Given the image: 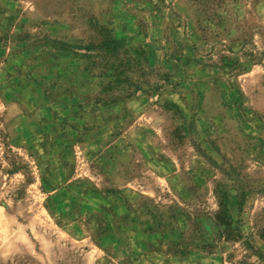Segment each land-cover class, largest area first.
<instances>
[{
	"label": "rangeland",
	"instance_id": "374dc122",
	"mask_svg": "<svg viewBox=\"0 0 264 264\" xmlns=\"http://www.w3.org/2000/svg\"><path fill=\"white\" fill-rule=\"evenodd\" d=\"M261 235L264 0H0V264H261Z\"/></svg>",
	"mask_w": 264,
	"mask_h": 264
},
{
	"label": "trees",
	"instance_id": "16d2710c",
	"mask_svg": "<svg viewBox=\"0 0 264 264\" xmlns=\"http://www.w3.org/2000/svg\"><path fill=\"white\" fill-rule=\"evenodd\" d=\"M195 2H199L200 5H206L208 2L212 1V0H193ZM202 1V2H201ZM224 2H222L223 4ZM117 42H114V41H111V40H108L107 42L105 41L103 43V47L106 49V51H114L117 47ZM89 49V48H88ZM262 238L264 239V235H261ZM259 259L261 261V264H264V253H260L259 255Z\"/></svg>",
	"mask_w": 264,
	"mask_h": 264
}]
</instances>
